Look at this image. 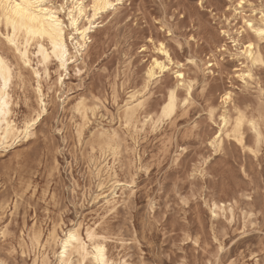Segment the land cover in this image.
I'll return each instance as SVG.
<instances>
[{
    "label": "rangeland",
    "instance_id": "1",
    "mask_svg": "<svg viewBox=\"0 0 264 264\" xmlns=\"http://www.w3.org/2000/svg\"><path fill=\"white\" fill-rule=\"evenodd\" d=\"M237 1L206 0L209 10L198 0H128L104 17L61 85L51 64V77L42 82L47 113L31 138L0 152V226L7 221V246L22 253L9 257L0 244V259L33 264V236L45 241L53 228L61 234L81 223L84 236L88 226L102 225L115 264H264V152L246 151L257 139L248 125L245 147L220 131L221 116L233 120L238 113L264 127V73L237 56L248 40L264 55L244 24L258 23L250 13L264 0H246L240 15L233 12ZM1 39L0 50L18 72ZM162 41L175 64L145 89L150 62L165 61L157 51ZM222 45L227 51L220 53ZM178 64L194 82L191 101L172 119L144 125L175 85ZM247 70L253 75L246 83L239 76ZM23 75L24 84L15 80L13 86L19 123L38 111L36 81ZM225 91L232 93L226 105ZM133 93L143 107L126 127ZM81 99L87 119L75 111ZM220 133L222 144L213 146ZM110 137L119 147L116 156L106 151ZM215 201L227 204L217 217ZM47 252L54 264L48 246Z\"/></svg>",
    "mask_w": 264,
    "mask_h": 264
},
{
    "label": "bare ground",
    "instance_id": "2",
    "mask_svg": "<svg viewBox=\"0 0 264 264\" xmlns=\"http://www.w3.org/2000/svg\"><path fill=\"white\" fill-rule=\"evenodd\" d=\"M127 1L128 0H121L120 4L116 5L115 10L106 9L105 11H102V12L98 11L97 15H96V19L93 20L91 18V15H90V12L92 11L90 5H91V3L94 2V0H83V3L85 5H88V7L85 9L83 16H80L79 12L74 14V15H76L78 17L75 27L71 26L70 22L68 21V19L65 16L64 13H59L58 15L61 17L62 23L68 25V27H66L63 30L65 32V35H67L69 32H71L72 36H73V39L69 40V41H65V40H63V38H61V43H65L67 45V47H68V50H69L68 51V56L71 57V59L69 60L68 58H65V66L63 68H61L60 67V61L56 60L55 57L51 55V51H52L51 42L48 40L47 37H45V41H44V47H45V52L44 53L40 52V48L36 44V41L32 40V42L28 45V48H27V53H28L27 59L32 62V68H34L37 72H40L41 75H40L39 79H37V77L35 75V72H33L31 68H23V60L18 58V54L15 52V49L11 45H9L7 43V40L5 39V37L6 36H11L12 33L10 31V25L8 24L7 18H5L4 22L2 24H0V28L3 29V35L1 36L2 37L1 41L13 53L14 58L18 62L20 70L18 72L15 71V68H14L13 64L10 62L8 57L1 50H0V54H3L6 62L9 65L12 66L13 73L14 74H19L20 76H23V79H19L18 77H15L12 80V82L10 83L9 88L7 90L6 99H5V108H4V111H5V117H4L5 123L0 125V138H3V145H0V152H7L9 149L13 148V146L18 144V143H13V140L16 137L22 135L20 129H21V127L23 126V124L25 122V120H24L22 123H19L17 121V119H16V114H15L16 113V111H15L16 101H15V91L13 89L14 81L17 80L21 84H24L23 71H26V72L30 73L33 76V78L35 79V81H36V83H35L36 86L34 87V92H35V94L37 96V99H38L37 100V102H38V111H35L34 115L35 114H39L40 119L37 122V124L34 126V129H35V127L40 123V121L43 119L44 115L47 113V104L45 102V95L46 94L43 93L42 82H43L44 79L45 80L50 79V77H51V73H50L51 64L52 63H56L57 73H58V76H59V78H58L56 83L61 85L62 82L60 80V76L63 75V72H67L69 70L70 66L77 61L78 57L82 58L87 53L88 48H89V44L92 42V34L96 31L97 28L102 26V23H103L102 20L104 19V17L110 12L112 14H115L118 11L119 7L121 5H123ZM12 2L13 3H21V2L27 3L28 0H12ZM44 2H47L49 4L52 3L51 0H44ZM62 2H63V0H62ZM69 2L71 3L72 0H69ZM110 2L114 3L115 0H110ZM245 3H246V0H245ZM242 8L243 7H240L239 4H238V1H237L235 7H233V12L235 14L240 15ZM40 15H43V13H40ZM85 28L88 29V31L86 33L83 32V29H85ZM82 33H83L84 39H79L78 40L77 37H79ZM222 33H223L224 36L230 37L229 36V32L223 31ZM238 34L240 35L241 32H238ZM16 37H17V42L21 45V49L23 50V42L27 38V33L22 31L20 29L19 25L17 26ZM247 42H253V41L252 40H248ZM232 43H233V40H232ZM238 44H239V41L235 40L234 47H237ZM244 45L245 44H243L241 46V49L243 48V50H241V49L239 50L238 49L239 53H238L237 56L243 58L246 63H250L251 64V57L248 55V53H252L257 58H259L261 55L259 54V52H258L256 47L253 48V49H247L246 47H243ZM72 50H75V52H73ZM144 50L145 49H143V51ZM218 51L220 53L221 52H226L227 48H226L225 45H222V46H220V49ZM37 53H40V54L37 55ZM45 53L49 54V60H48L47 64H45V62H44ZM35 60H36V64L34 65V61ZM157 60L160 61L161 63L167 62V58L166 57H165V61H161V60H159L157 58H154L150 62L149 66L147 67V70L145 72V89L148 88L152 83L157 81L161 77V75H163L165 72H167L170 69V65L175 64V62H174V60L172 58V61L170 63H167L166 71L161 72L158 68H156V65L153 63V61H157ZM213 66L214 65L212 64L211 67H213ZM178 67H180V69L178 71H181V72L184 73L183 79H180L176 75V83H175V85L171 86L168 89L167 97H166V99H164V101L162 102L160 107L157 109V113L155 115L149 114L148 116L145 117L144 125H148V124H151V125L153 124L154 125V124H158L160 121L167 120V119H172L176 115V113H177V111H178V109H179V107L181 105L182 106H186L191 101L194 82L189 80L187 78V76H186V73L181 69L183 67V65H181V64L179 65L178 64ZM149 69L153 70V72L155 74V78L149 76ZM248 71L249 70H247L246 73ZM176 72H175V74H176ZM246 73L242 74L239 77L244 82L247 83L246 79H251V77H248L246 75ZM59 85H58V87H59ZM21 86H23V85H21ZM181 90L185 92L183 96H182ZM138 96H139V93H133L130 96V99H131L130 102L128 104H126L125 119H126V123H127L128 126L132 125L134 123L135 116H136L137 112L143 107V102L139 101ZM169 97H171L172 104L174 105V108L170 111V113L168 111H166V109H165V105L169 104ZM221 99H222V103L224 105L228 104L231 101V99H232V93L230 91H225L222 94ZM185 100H187V103H185ZM23 101H24V99H23ZM41 101H43V103H41ZM84 108L87 109V107L85 105H84ZM86 113H87V111H85L82 115L84 117H86ZM133 113H134V117L132 119H127L126 118V117L132 115ZM215 113H216V109L215 108H211L210 117L213 118L215 116ZM32 117L29 118V119H26V120L30 121L32 119ZM221 117H223V119H221L222 127H221L220 131L226 133L227 135L231 134L233 136V138L242 147H245L244 134H243V129H244L245 125H248L250 127V129L253 130L252 123H253V121H255L256 130L254 131V133L256 135V138H257V134L261 132L259 124L256 122V120L253 119V118L247 119L245 117V115H243L242 113H238L237 117L235 119H233V120L227 115H222ZM238 119L240 121L239 125H237ZM74 125H75V123H74ZM81 135L82 134L80 133V136ZM101 138H103V136H101ZM109 143H110V141L106 143V151L111 153V154H113L112 149H115V154H113V156H116L118 154V152H119V147L116 144H114L113 141H111L112 148H109V146H108ZM221 144H222V140H221V133H220L219 135H217L213 139L212 145L219 147ZM87 170H88V168H87ZM146 174H147V172H146ZM118 183L119 182H117L116 184L118 185ZM99 188H100V192H101V191H103L104 187H103V185H101V186H99ZM102 195H103V193L99 194L97 197H100ZM106 202L109 203V201H106ZM226 207H227V204L224 201H215L213 203V210H212V212L214 214V217L218 216V214H217L218 212H224ZM74 228L75 229H79V235L81 236V238L90 245L89 252L92 251V247L94 245H96V244L101 245V246H103L105 248V253H104L105 260L108 262V264H115L114 261L109 256L108 247H107V239L106 238L104 240L88 241L86 233L90 229H94L97 235H103L99 231V228L97 226H95V227H89L88 226L86 228V230H85V236L83 235V231H82L83 230V225L81 223H79ZM73 229H70V230H68L66 232L61 230V234H60L56 228H53V230L51 231V233L49 234L48 238L45 241H43V236L41 234H39L40 243L36 247L33 246L34 248H33L32 252L35 254V258H34V263L33 264H37V262H38V264H53V261L50 258V254L47 252V246L50 247L51 250H52L53 258H55V263L54 264H59V261L61 259H66L68 261L76 260L77 257L72 254V245L75 244L74 241L71 242L66 257L61 258V257H59L57 255V253L63 249L62 241L66 240L68 238L66 234L72 232ZM32 243H33V240H32ZM217 261H218V259H217ZM217 261H216V263H217ZM85 264H96V262H95V260H94V258L92 256H89L88 261H86ZM123 264H126V262H124Z\"/></svg>",
    "mask_w": 264,
    "mask_h": 264
},
{
    "label": "snow or ice",
    "instance_id": "3",
    "mask_svg": "<svg viewBox=\"0 0 264 264\" xmlns=\"http://www.w3.org/2000/svg\"><path fill=\"white\" fill-rule=\"evenodd\" d=\"M121 0H115V2H110V0H94L91 3L90 7L92 11L90 12L91 18L93 20L96 19L97 12L105 11L106 9L115 10L116 5H119ZM201 7L209 8L206 0H198ZM238 4L240 7L245 5V0H238ZM88 5L83 3V0H72L70 3L69 0H63V2H59V0H53L51 4L44 2V0H28L27 3H13L12 0H0V24H2L7 18L8 24L10 25L11 36H6L5 39L7 43L11 45L15 52L18 54V58L23 60V68H31L37 79L40 77V72H37L34 68H32V62L27 59L28 53L27 48L28 45L32 42V40L36 41V44L40 48V52H45L44 41L45 37L51 42V55L55 57L56 60L60 61V67L63 68L65 66V58L69 60L71 57L68 56V47L65 43H61V38L65 41H69L73 39L72 33L69 32L65 35L63 31L68 25L62 23L61 17L58 15L59 13H64L70 22L72 27L76 26L78 17L74 15L79 12L80 16L84 15L85 9ZM209 10H211L209 8ZM43 13V15H40ZM250 15L258 16V23H253L252 21L245 19L244 24L247 29L251 30L252 33L258 38V43L260 45L261 51L264 52V3H262L261 8L258 12H252ZM19 25L20 29L27 33V38L23 42V50L21 49V45L17 42L16 31L17 26ZM88 31L87 28L83 29V32L86 33ZM223 34V33H222ZM3 35V29L0 28V36ZM167 35L171 37L173 35L172 31L169 30ZM195 38V37H193ZM77 39H84L83 33L77 37ZM235 37H232L233 45L235 44ZM243 47L247 49H253L256 47V44L253 42H246ZM243 50V48L241 49ZM157 51L160 52L164 57L167 58V62L161 63L160 61H153L161 72L166 71L167 63L172 61V57L168 49L166 48L165 43L162 41L157 48ZM40 53H37L39 55ZM251 57V64L253 66L258 65L261 67L262 73H264V55L259 58L255 57L252 53H248ZM49 60V54L45 53L44 62L47 64ZM189 64L197 63L195 60L189 59ZM204 67H211V64L208 62L204 63ZM79 71V70H78ZM176 75L183 79L184 73L181 71H177ZM246 75L251 77L253 75L252 71L249 70ZM149 76L155 78V74L152 69H149ZM18 77L19 79H23V76L19 74H14L12 70V66L9 65L3 54H0V125L5 123V99L7 90L9 88L12 80ZM61 82L63 81V75L60 76ZM262 93V101H264V87L261 89ZM43 103V101H41ZM142 103V102H141ZM187 103V100H185ZM85 101L81 99L76 107L75 111L81 112L83 114L87 109L84 108ZM135 107V106H134ZM174 108L172 104V99L169 97V104L165 105L166 111L170 113V111ZM134 117V113L128 117L127 119H132ZM39 114H35L30 121L25 120L23 126L20 131L22 135L16 137L13 140V143H21L25 140H28L34 135V126L39 121ZM87 119V117H85ZM223 119V117H221ZM261 120L264 121V111L261 114ZM239 119L237 121V125H239ZM128 126L127 124L125 125ZM253 131L256 130L255 121L252 123ZM79 135V132H77ZM115 137H110L109 148H112L111 141H114ZM0 145H3V138H0ZM103 147V146H102ZM246 151L252 152L253 155L257 153V151L264 152V127H262L261 132L257 134V139L254 147L246 148ZM113 154H115V149H112ZM195 175V173H193ZM252 197L249 196L248 199ZM6 214V213H5ZM7 221L3 226H0V244H3L5 247V252L10 257L13 253L22 254L18 249L14 247L9 248L8 241L10 239L11 233L7 229ZM98 228H101L102 225L97 224ZM67 239L62 241L63 249L57 253V255L61 258L66 257L71 242H75L72 245V254L77 257L76 260L68 261L66 259H61L59 264H85L88 261L89 256H92L96 262V264H108L105 260V248L101 245H94L92 247V251L89 252L90 245L85 242L81 236L79 235V229H73L72 232L67 233ZM88 241H96V240H104L106 237L103 235H97L94 229H90L87 233ZM33 246L36 247L40 243L39 235H35L32 237ZM220 251H223L221 248ZM0 264H13L11 259H0ZM16 264H20L19 260L16 261ZM27 264V262H26ZM38 264V262H37ZM211 264V262H209Z\"/></svg>",
    "mask_w": 264,
    "mask_h": 264
}]
</instances>
